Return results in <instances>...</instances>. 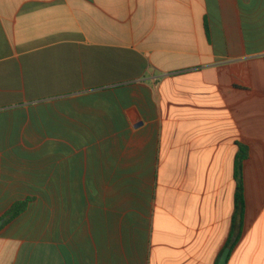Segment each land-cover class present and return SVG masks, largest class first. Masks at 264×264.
Returning <instances> with one entry per match:
<instances>
[{
    "label": "crops",
    "instance_id": "0c3cea01",
    "mask_svg": "<svg viewBox=\"0 0 264 264\" xmlns=\"http://www.w3.org/2000/svg\"><path fill=\"white\" fill-rule=\"evenodd\" d=\"M42 191L0 264H264V0H0V220Z\"/></svg>",
    "mask_w": 264,
    "mask_h": 264
},
{
    "label": "rangeland",
    "instance_id": "374dc122",
    "mask_svg": "<svg viewBox=\"0 0 264 264\" xmlns=\"http://www.w3.org/2000/svg\"><path fill=\"white\" fill-rule=\"evenodd\" d=\"M53 197L55 200L56 199L59 200L60 194H55ZM31 200L32 202L30 203L29 206H31V204L33 205L31 208L28 207L27 211L24 213L25 218L23 222L27 221V223H29L31 221L33 226V236L37 237V239H41V238L44 239L45 231L48 224L47 221L49 219V208L47 207V203H48L47 195L45 191H42L40 195L36 196V198H32ZM58 207L60 208V204Z\"/></svg>",
    "mask_w": 264,
    "mask_h": 264
},
{
    "label": "trees",
    "instance_id": "16d2710c",
    "mask_svg": "<svg viewBox=\"0 0 264 264\" xmlns=\"http://www.w3.org/2000/svg\"><path fill=\"white\" fill-rule=\"evenodd\" d=\"M246 159V156L242 154L237 158L236 161V181L238 183V195H237V203H238V212L241 213L243 210V196H242V171H243V162ZM31 199H28L23 202H19L12 206L9 211L2 217L1 220L4 221V227L11 224L13 221L21 217L28 209ZM229 248H233L232 243L229 244Z\"/></svg>",
    "mask_w": 264,
    "mask_h": 264
},
{
    "label": "water",
    "instance_id": "95a60500",
    "mask_svg": "<svg viewBox=\"0 0 264 264\" xmlns=\"http://www.w3.org/2000/svg\"><path fill=\"white\" fill-rule=\"evenodd\" d=\"M3 227H4V221L0 220V230H2ZM229 255H230V250L228 249L224 252L218 264H228Z\"/></svg>",
    "mask_w": 264,
    "mask_h": 264
},
{
    "label": "flooded vegetation",
    "instance_id": "af4514ba",
    "mask_svg": "<svg viewBox=\"0 0 264 264\" xmlns=\"http://www.w3.org/2000/svg\"><path fill=\"white\" fill-rule=\"evenodd\" d=\"M4 229V227L2 228V230ZM1 231V230H0Z\"/></svg>",
    "mask_w": 264,
    "mask_h": 264
}]
</instances>
